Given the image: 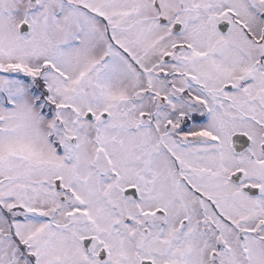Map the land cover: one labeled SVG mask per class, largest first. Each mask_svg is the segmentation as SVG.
I'll list each match as a JSON object with an SVG mask.
<instances>
[{"label": "snow or ice", "instance_id": "6c2138e0", "mask_svg": "<svg viewBox=\"0 0 264 264\" xmlns=\"http://www.w3.org/2000/svg\"><path fill=\"white\" fill-rule=\"evenodd\" d=\"M0 264H264V0H0Z\"/></svg>", "mask_w": 264, "mask_h": 264}]
</instances>
